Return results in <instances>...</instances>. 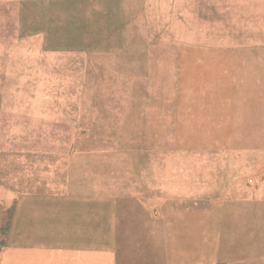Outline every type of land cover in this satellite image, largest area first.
Here are the masks:
<instances>
[{
  "label": "rangeland",
  "instance_id": "1",
  "mask_svg": "<svg viewBox=\"0 0 264 264\" xmlns=\"http://www.w3.org/2000/svg\"><path fill=\"white\" fill-rule=\"evenodd\" d=\"M185 1L0 0V249L37 205L72 217L94 264H264L263 139L232 143L216 114L222 55L258 43L199 36ZM30 28L89 59L40 56ZM47 97L78 115L37 120Z\"/></svg>",
  "mask_w": 264,
  "mask_h": 264
},
{
  "label": "crops",
  "instance_id": "2",
  "mask_svg": "<svg viewBox=\"0 0 264 264\" xmlns=\"http://www.w3.org/2000/svg\"><path fill=\"white\" fill-rule=\"evenodd\" d=\"M193 1L192 4L191 1L184 2V17L187 16V10L195 11L189 16L199 19L195 31L199 36L205 33L206 40L258 43L252 48L228 49L222 55L232 60L230 66L226 67L228 70L222 73L225 94L216 95V105L221 107L216 114L221 125L225 122V130L230 132L228 137L232 138V143L236 137L261 138L264 153V0ZM55 31L48 28L28 30L29 35H40V56L70 54L81 61L89 59L86 43L72 44L70 39L59 36H65L63 31ZM23 36L18 34V37ZM75 100L76 109L73 110L67 108L74 104L73 99H33L28 104L32 107L29 114L37 116V120L59 121L63 113L78 115L77 98ZM223 105L229 109H226L225 117ZM234 146L232 144L231 150L235 149ZM30 183L35 184V181ZM26 196L30 202H42L47 195ZM30 206V210L12 211L6 229L7 240L0 249V264H94V248L73 240L71 233L76 232L71 231L72 217L65 218L60 215L61 212L55 215V211H44L37 205Z\"/></svg>",
  "mask_w": 264,
  "mask_h": 264
}]
</instances>
